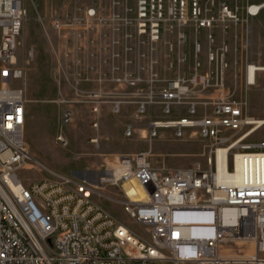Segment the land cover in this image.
I'll use <instances>...</instances> for the list:
<instances>
[{"label":"built area","instance_id":"built-area-1","mask_svg":"<svg viewBox=\"0 0 264 264\" xmlns=\"http://www.w3.org/2000/svg\"><path fill=\"white\" fill-rule=\"evenodd\" d=\"M261 7L251 4L247 12L255 15ZM133 14L137 38L152 44L161 41L167 23H194L198 30L208 31L212 42L218 24L240 20L225 1L207 15L201 0H135ZM26 16L22 0H0V264H264V179L253 174L252 164L242 169L237 161L238 152L264 156V135L253 137L264 126L247 114L246 101L228 90L226 51L212 48L208 68L200 69L199 63L190 76L166 80L157 95L152 87L160 78L151 68L147 95L139 100V114L151 112L147 124L151 138L160 129L171 128L177 138L189 132L211 141L207 168H155L147 153L139 152L119 156L106 168L109 179L101 177L118 187L120 198L101 192V185L69 177L26 185L18 175L31 157L25 138L26 92L18 84L23 76L18 49ZM92 19L105 22L99 4L90 6L82 18L54 17L52 26L86 25ZM179 36L187 41L186 33ZM195 50L200 53L202 45L197 43ZM115 70H122L111 75L116 84L135 88L143 84L140 72ZM207 91V100H202L198 93ZM87 97L97 116L101 93L90 92ZM57 103L58 120L65 125L72 118L71 108L64 97ZM111 103L112 111L120 113L123 102ZM157 103L164 118L155 116ZM177 105H185L186 113L171 117ZM92 125L99 126L98 117ZM133 131L127 124L126 135ZM55 142L67 144L60 133ZM94 194L119 202L145 233L119 222L91 200ZM236 238L251 240L253 254L226 255L222 247Z\"/></svg>","mask_w":264,"mask_h":264},{"label":"rangeland","instance_id":"rangeland-1","mask_svg":"<svg viewBox=\"0 0 264 264\" xmlns=\"http://www.w3.org/2000/svg\"><path fill=\"white\" fill-rule=\"evenodd\" d=\"M23 1L28 8V16L25 18L20 36L22 44L18 49L19 66L23 70V76L18 84L22 85L26 92L25 138L31 154L18 171L24 184L29 185L43 179L62 182L65 177L76 178L101 185V192L120 198L117 186L112 185L110 181L101 180V177L111 175L110 169L106 168H110L119 156L145 152L155 168H207L211 141L189 132L184 137L177 138L171 128H162L157 137L151 138L147 126L151 112L150 115L148 113L142 115L138 110L140 98H145L149 89L152 65H155L154 70L160 76L152 87L156 95L166 80L180 74L190 76L195 72L197 65L194 67L193 62L186 60L200 58L202 64L200 69L204 65V60L208 68L207 55L211 49H203L197 53L195 45L200 41L193 43L192 48L190 45L195 36L203 35L204 29L197 31L191 25L186 27L187 41H184L179 36L184 25L167 23L161 41L152 44L146 39L139 40L135 34L131 23L134 15L132 0H122L121 11L118 12L113 10V0H32L35 9L31 0ZM95 2L102 8L105 17L103 24L92 19L86 25L81 22L78 26L60 29L52 26V18L57 16L82 18ZM113 16L118 17L115 22L111 20ZM62 42L66 43L67 49L64 52V59L60 60L54 55ZM106 47L108 50H105ZM79 60H87L80 70ZM88 60H124L123 71L133 75L140 72L143 84L135 88L127 83L116 84L112 79L108 82L96 81L100 77L97 75L94 79L95 74L90 73L93 72V65L88 64L90 63ZM126 60H134L133 66H126ZM137 60H141V63ZM227 62L229 65L225 75L226 86L233 96L245 101L247 89L256 86L247 83L248 66L252 64L264 66V61L227 60ZM61 72L65 80H60ZM77 72H85L92 79H87L82 83L83 87H80L81 82L76 80V76L80 75ZM238 74L243 82L241 86L239 85L241 94L236 91ZM257 76L264 78V70H257L256 78ZM139 89H142V93L138 91ZM90 92H99L102 95L101 110L97 116L91 112L90 98L87 97ZM198 94L202 100H207L208 91ZM60 97L67 99L72 112L71 120L65 125H61L58 120L57 100ZM113 99H120L123 102L120 113L112 111ZM261 103L263 105L264 101ZM185 113V105H177L174 106L171 117ZM247 114L264 118V113L255 112L252 106L247 107ZM155 115L164 118L157 112ZM95 117L99 119L98 127L92 125ZM127 124L134 127L131 136L126 135ZM59 133L66 138V146L55 142V136ZM263 135L262 127L253 137L259 138ZM91 200L119 222L133 227L137 232L145 233L144 226L132 220L119 202L98 194H94ZM222 250L232 257L249 256L254 252V243L251 240L229 241L224 244ZM166 264L174 263L167 261Z\"/></svg>","mask_w":264,"mask_h":264},{"label":"crops","instance_id":"crops-1","mask_svg":"<svg viewBox=\"0 0 264 264\" xmlns=\"http://www.w3.org/2000/svg\"><path fill=\"white\" fill-rule=\"evenodd\" d=\"M121 1L122 0H113L112 7L115 12L121 11ZM132 1H133V8H132V12H133L135 6V0ZM223 1L227 2L231 8L237 10L238 15L240 16V20L227 21L225 23L218 24L214 29V40L212 42H210L207 37L208 31L204 29L203 35L201 34L194 37V39L190 43L191 48L193 43H196V41L197 42L200 41V44L202 45V50L203 49L208 50L212 48L225 50L226 60H263L264 61V0H201V6L205 14L211 15L217 11L219 4ZM31 3L34 8L32 0ZM251 4H262V7L260 8L259 12L252 16L249 15L247 12V7ZM24 5L27 9V16H28V8L25 3ZM29 10H30V6H29ZM190 25L193 28H195V30L200 31L196 28V25L194 23L184 25L182 27V30L180 31L185 33V28ZM21 44L22 41L20 39V45ZM65 47H66V43L62 42L60 47L56 49L54 57L60 58V60L64 59L65 57L64 52L65 49H67ZM105 50H108L107 47ZM197 59L186 60V61L187 62L189 61L191 63L193 62V66L195 67V65L198 66V64L201 63L200 62L201 60H199L200 58ZM88 61H90V63L88 64L93 65L92 66L93 72L90 73L95 74L94 79L98 75L100 78L96 79V81L100 80L102 82L105 81L108 82L111 75H116L122 72V70L117 71L115 70V68L120 67L122 69L124 60H88ZM137 61L141 63V60H137ZM86 62L87 60H79L78 63L79 70L84 67V64ZM126 62H127L126 66L128 67L133 66L134 64V60H126ZM203 64L204 65L202 66V69L206 68L207 63L205 62V60ZM152 68H155V65H152ZM77 73L80 74L76 76V80L81 82L79 83V86L81 85L80 87H83L84 84L82 83L84 81H86L87 79L88 80L92 79L90 76H87L85 72H77ZM189 73L191 74L192 71H190ZM237 77L238 79L236 83V88H237L236 91L238 92V94L239 93L241 94L239 85L241 86L243 82L239 74L237 75ZM60 80H65L64 74L62 72L60 73ZM92 82L93 81H91V83ZM255 84H256L255 87L247 89L245 93L246 95L245 101L247 103L248 108L252 106L255 112L264 113V104L262 105L261 103V101H264V78H262V76H257ZM160 107H161L160 104L157 103L156 104V109L158 110L157 114H161ZM155 116L161 118L158 115Z\"/></svg>","mask_w":264,"mask_h":264},{"label":"bare ground","instance_id":"bare-ground-1","mask_svg":"<svg viewBox=\"0 0 264 264\" xmlns=\"http://www.w3.org/2000/svg\"><path fill=\"white\" fill-rule=\"evenodd\" d=\"M257 70H264V66L252 64L248 68V75H247L248 84H255ZM257 123L259 124V126H264V118H257ZM222 154H225V153L223 152ZM237 161L242 163V169H249V164H252L253 174H258L261 179H264V156L248 155V154H245V152H238ZM109 177L110 175L105 176V179L108 180ZM236 241L246 242L247 240L243 238H240V239L236 238Z\"/></svg>","mask_w":264,"mask_h":264}]
</instances>
